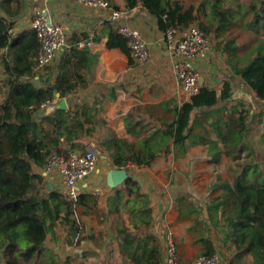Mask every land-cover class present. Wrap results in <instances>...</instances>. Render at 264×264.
Returning a JSON list of instances; mask_svg holds the SVG:
<instances>
[{"label":"trees","instance_id":"trees-1","mask_svg":"<svg viewBox=\"0 0 264 264\" xmlns=\"http://www.w3.org/2000/svg\"><path fill=\"white\" fill-rule=\"evenodd\" d=\"M138 1L164 31L168 27L186 28L194 24L201 10L200 6H187L183 0H125L126 7H134ZM219 2L216 0L214 5ZM260 2L264 6V0ZM254 8L255 5H250L242 15ZM22 9L23 0H0V81L5 86L0 100V264H60L57 254L47 246L49 237L56 240L57 224H63L68 231L67 245H72L74 238L78 237V241L83 238L84 224L79 222L76 209L84 206L86 212L89 211L96 205L97 198L81 192L74 200L60 189L49 188L39 169L52 153L66 155L71 149H83L91 142L86 137L99 129L101 135L93 141L98 148L109 152L115 166L148 164L169 138L182 146L192 131L191 112L231 98L237 77L257 97L264 98V37H259L248 47L241 65L233 64L232 72L224 75L221 87L202 84L196 94L182 102L171 121L163 122L150 137L137 143L118 137L102 126L103 118L94 119L98 109L87 103H76L70 108L56 104L52 111L46 112L41 105L57 101L56 92L60 98L73 95L86 80L67 64L76 55V49L65 54L58 64L47 65L46 75L41 78V72L34 68L39 48L35 31L25 30L15 37L8 32ZM213 10L219 22L217 31L232 23L229 12L215 11L214 7ZM253 18L255 23L259 19L264 21L262 10L253 11ZM199 28L205 34L210 30L203 22H199ZM106 46L119 47L131 61L127 41L117 31L108 34ZM109 89L113 96V89ZM75 98L82 97L76 95ZM241 106L238 102L228 107V116L214 127L217 139L209 143L210 149L221 145L225 155L236 161V168L231 183L219 182L212 186L227 193V200L221 206L213 203L207 209L209 213H217L216 220L210 222L221 227L224 242H230L238 255L249 254V264H264V160L251 156L239 161L241 153L252 148L246 139L248 110ZM82 112L87 114L78 119ZM125 127L128 132L136 133L133 132L136 124L132 111L125 116ZM218 160L217 153L211 161ZM122 187L116 189L111 207L119 214L116 230L122 252L134 264H162L161 244L149 231L155 220L147 197L141 194L138 182L131 176L125 178ZM87 197H91V204ZM120 206L128 213L131 227L122 220ZM204 254L214 252L207 250Z\"/></svg>","mask_w":264,"mask_h":264},{"label":"crops","instance_id":"crops-1","mask_svg":"<svg viewBox=\"0 0 264 264\" xmlns=\"http://www.w3.org/2000/svg\"><path fill=\"white\" fill-rule=\"evenodd\" d=\"M183 1L187 6L194 5L197 8L207 0ZM225 2L226 0H220V8L215 4L214 6L217 7L215 11L217 9L227 11L221 7L222 3L225 5ZM110 3L113 8L117 7L116 9L124 14L117 24H125L139 31L150 51L149 59L139 62L132 58L130 61L119 47L106 46L108 34L116 31L115 25L107 18L109 10L91 9L76 0H48L46 5L52 17L61 23L67 34V45L57 52L49 65L58 64L65 54L76 49V55H73L71 62L67 64L70 66L69 69L78 70L86 81L80 84L73 95L63 96L66 108L74 107L76 103L94 106L98 109L94 119L103 118L102 126L109 128L118 137L128 138L137 143L141 139L150 137L153 130L160 128L163 122L171 121L175 111L182 102L189 99V96L182 91L174 74L173 55L166 47L165 31L158 26L157 19L147 11L141 1L132 8L126 7L125 0H111ZM237 7L240 8V6ZM246 8L243 7L245 10L240 13H245ZM260 9L263 13V4ZM32 11L33 5L30 0H23L22 13L13 25L11 37L25 30L34 31L31 24ZM254 21L252 16L247 25H255ZM259 37L261 34L251 41L248 40V47L255 44ZM78 42H82L83 46H79ZM247 52L243 51L236 55L232 50V54L227 56L226 60L228 62L229 58L230 62L226 66L222 65L225 58L211 51L197 64L201 85L206 84L212 88L221 87L222 79H213V76L219 72L224 75L230 74L233 64L241 65L242 58ZM46 69L45 67L43 71H40L41 78L46 75ZM35 78L39 83L38 76ZM109 88L113 89V96L109 94ZM4 91L5 86L0 81V92ZM57 93L59 92L55 94ZM76 95L82 98L76 100ZM59 99L60 97L52 102L58 105ZM238 102H241L243 109L248 110L246 139L252 145L249 151L245 150L241 153L239 161L243 162L251 156H256L261 161V157H264V103L257 100L253 91L240 77H237L233 81L231 98L226 101L220 100L210 108L194 109L191 112L192 131L182 146L174 144L173 139L169 138L165 146L156 152L148 164H129L127 167H122L126 169L127 176H131L138 182L141 194L147 197L148 205L152 207L155 223L150 227V233L161 244L162 229L171 230L179 260L183 264H189L196 255L207 250L217 253L223 260H235L237 264L251 262L249 254L238 255L230 242H224L221 227L210 222L216 220L217 213L213 211L209 213L207 209V206L213 203L221 206L227 200L225 197L227 193L220 188L213 189L212 186L219 182H232L236 161L225 155L221 145L217 149H210L209 143L217 139L214 132L216 123H221L228 116L227 108ZM131 111L133 122L136 124L133 132H139V134L130 133L125 127V116ZM86 114L80 113L78 119ZM253 130L260 131L257 140L261 144L258 149L253 144ZM100 135L97 129L86 139L93 141ZM192 146L195 147L192 148ZM217 153L219 160L212 162L213 155ZM113 168L118 167L112 161L111 164L98 161L96 169L81 183V192L96 197L97 203L87 212L84 206L77 207L76 214L79 222L85 224V227L87 220L90 224L88 223V227L81 234L83 238L79 242L80 248L66 243L60 256L64 253L65 258L75 254L81 256L84 261L93 259V262L89 261L86 264H134L122 252L116 230L119 214L111 209L116 189L123 188V182L116 186L108 184L107 173ZM39 170L45 176L49 188L60 189L59 183L52 180V176L45 175L43 168ZM210 172L216 176L215 181L208 182V186L204 188L206 190L197 192L196 183L191 181V176ZM211 193L214 194L211 195ZM87 202L91 204V197H87ZM212 209L216 210L214 207ZM119 211L125 225L131 227L128 213L122 206Z\"/></svg>","mask_w":264,"mask_h":264},{"label":"built area","instance_id":"built-area-1","mask_svg":"<svg viewBox=\"0 0 264 264\" xmlns=\"http://www.w3.org/2000/svg\"><path fill=\"white\" fill-rule=\"evenodd\" d=\"M76 1L91 9L109 10L107 18L115 25L116 31L125 37L131 57L139 62L149 59L150 51L139 31L125 24H117V21L124 17V14L114 9L108 0ZM30 2L33 5L31 24L39 41V48L34 57V68L40 72L54 60L57 52L67 45V34L61 23L52 17L46 5L48 0H30ZM12 31L13 27H10L8 32L11 33ZM165 44L173 55V71L182 91L187 96L196 94L201 87V76L197 64L212 51L209 36L195 24L186 28L168 27L165 30ZM78 45L83 46V43L78 42ZM256 99L264 103V98L256 96ZM55 106L56 103L54 102L41 105L48 112L52 111ZM98 161L111 164L112 159L106 150L88 144L83 149H71L66 155L52 153L43 167V171L45 175L52 176V180L54 179L57 184L59 183L60 190L64 194L76 200L82 190L81 183L96 169ZM160 241L163 252L162 264H183L179 260L172 231L163 228ZM189 264L236 263L230 259H221L217 253H200Z\"/></svg>","mask_w":264,"mask_h":264},{"label":"rangeland","instance_id":"rangeland-1","mask_svg":"<svg viewBox=\"0 0 264 264\" xmlns=\"http://www.w3.org/2000/svg\"><path fill=\"white\" fill-rule=\"evenodd\" d=\"M213 1L214 0H207L205 3H203V5H199L201 10L197 13L198 20L194 24L199 27V22H203L206 26L209 27L210 30L206 34L210 38V41L212 44V51L217 52L220 56L224 57L225 62H223L222 65L228 66L229 65L228 62H230V59L228 58V62L226 59L229 54H232V50L234 54L236 55L241 54L243 51L248 50V45H247L248 40L249 41L253 40L259 34H261V37H264V21L263 20L259 19L256 22V24L252 26H250L249 24L247 25V22L251 21V18L253 16V11L259 10L262 6V3L260 2L261 0H232V1L226 0L225 5L227 6H225L222 3L221 7L223 9H226L227 12L230 13L228 17L231 20H233V22L229 25H226L224 28H221L219 31H217V26L219 22H218L217 15H215L213 11V7L216 9L218 5L220 4H218L217 7H215L214 4L212 5ZM250 5H255V8L253 10H249L247 14L242 15L240 12H243L245 10L243 9V7L249 8ZM236 6H240V8L238 9V7L236 8ZM231 7L236 8V9L232 10ZM262 14L264 16V9H263ZM238 43L239 45H236ZM233 47L234 49H232ZM215 78L223 79L224 73L219 72L218 74L213 76V79ZM2 97H3V93L0 92V100ZM259 132H260L259 130H253L252 132L254 136L253 144L256 149H258L261 144L260 141L257 140L259 136L258 135ZM89 144H93L94 146L97 147L94 141L89 142ZM193 147L195 146H192V148ZM263 158L264 157H261L262 160H264ZM191 177H192L191 181H194L196 183L195 187H196L197 192H199V190L200 191L206 190L204 188L208 186L209 183L215 181L216 179V176H214L212 172L207 173V174H201V175L194 174ZM213 194L214 193H211V195ZM88 223H89V220H87L86 227H88ZM86 227L84 224V230H86ZM55 230L57 232L58 239L53 240L51 239V237H49V240L47 241V246L51 249H55L54 252L57 254L58 258L60 259V264H86L89 261L93 262L92 261L93 259L89 261L88 260L84 261L81 256H78L75 254L70 255L67 258H65L64 253L60 256L59 254L63 252L62 249L65 247V244H66L65 238L67 237L68 231L64 228L63 224H57L55 226ZM77 238L73 239V247L80 248L79 247L80 241H78L79 238L78 239Z\"/></svg>","mask_w":264,"mask_h":264},{"label":"water","instance_id":"water-1","mask_svg":"<svg viewBox=\"0 0 264 264\" xmlns=\"http://www.w3.org/2000/svg\"><path fill=\"white\" fill-rule=\"evenodd\" d=\"M56 96L59 97V93H57ZM58 107L66 108L65 99L63 97L59 99ZM126 177L127 171L125 168H113L107 173V181L110 186L121 184Z\"/></svg>","mask_w":264,"mask_h":264}]
</instances>
